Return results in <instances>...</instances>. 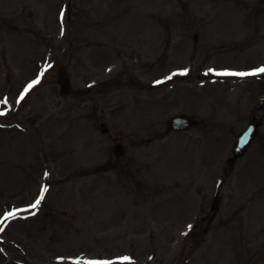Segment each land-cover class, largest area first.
Instances as JSON below:
<instances>
[{"label":"rangeland","instance_id":"obj_1","mask_svg":"<svg viewBox=\"0 0 264 264\" xmlns=\"http://www.w3.org/2000/svg\"><path fill=\"white\" fill-rule=\"evenodd\" d=\"M261 67L264 0H0V264H264Z\"/></svg>","mask_w":264,"mask_h":264},{"label":"snow or ice","instance_id":"obj_2","mask_svg":"<svg viewBox=\"0 0 264 264\" xmlns=\"http://www.w3.org/2000/svg\"><path fill=\"white\" fill-rule=\"evenodd\" d=\"M61 16H63V12L61 13ZM48 67H51L50 65H48ZM187 70H185L186 73ZM211 71V70H210ZM185 73H181V74H185ZM259 73H264V67L261 68H257L254 71L251 72H230V71H225V72H219L216 73L217 75H225V76H240V77H247V76H256ZM168 79H171V76L168 77ZM36 83H38V81H33L32 84H29L28 87L25 89V93L31 89ZM157 83H160L159 81ZM21 99H23V94L21 95ZM4 113H0V115H3ZM47 191L46 188H43L41 190L40 196L39 198L35 201L34 204H32L30 207L31 208H37L39 206V204L41 203V201L44 199V193ZM16 212H9L4 216V220H7L9 218L15 217ZM3 221H0V232H2L4 230L3 228ZM191 227V226H189ZM124 260H128V257H124ZM74 264H80V261L77 260L74 262ZM85 264H109V262L107 261H86Z\"/></svg>","mask_w":264,"mask_h":264},{"label":"water","instance_id":"obj_3","mask_svg":"<svg viewBox=\"0 0 264 264\" xmlns=\"http://www.w3.org/2000/svg\"><path fill=\"white\" fill-rule=\"evenodd\" d=\"M259 75H264V73H259ZM58 82L61 85V93L65 94L68 91V78H67V74L65 69L61 68L58 72ZM172 122L174 123H178V124H183V122H189L188 119H186L185 117H177L175 119L172 120ZM254 127V126H253ZM253 127L248 126V128L240 135L239 140H238V144L235 148V156H237L238 154H240L244 148L248 145L250 138L253 135ZM121 152H116L117 155H119ZM212 214H214L213 212L211 213V215L209 216V219L212 217Z\"/></svg>","mask_w":264,"mask_h":264},{"label":"flooded vegetation","instance_id":"obj_4","mask_svg":"<svg viewBox=\"0 0 264 264\" xmlns=\"http://www.w3.org/2000/svg\"><path fill=\"white\" fill-rule=\"evenodd\" d=\"M104 111V109H102V112ZM250 120H254V121H257V119H256V117L255 116H252L251 118H250ZM223 174L224 175H229V173L227 172V171H223ZM251 179V178H250ZM225 196H223L222 198L221 197H219L218 196V200H219V205L221 204V199L223 200V198H224ZM227 204V207H229V203L227 202V201H224L223 202V204ZM205 215V213H204V208H202V209H200V217H203ZM250 218H251V216H250Z\"/></svg>","mask_w":264,"mask_h":264},{"label":"bare ground","instance_id":"obj_5","mask_svg":"<svg viewBox=\"0 0 264 264\" xmlns=\"http://www.w3.org/2000/svg\"><path fill=\"white\" fill-rule=\"evenodd\" d=\"M180 147H182V146H180Z\"/></svg>","mask_w":264,"mask_h":264}]
</instances>
